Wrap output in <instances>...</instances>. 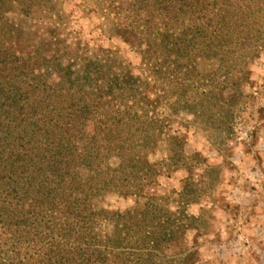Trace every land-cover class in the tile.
Masks as SVG:
<instances>
[{"label": "trees", "instance_id": "16d2710c", "mask_svg": "<svg viewBox=\"0 0 264 264\" xmlns=\"http://www.w3.org/2000/svg\"><path fill=\"white\" fill-rule=\"evenodd\" d=\"M57 1L0 0V264H194L184 244L191 218L147 196L163 174L150 156L167 128L153 105L166 101L196 121L220 113L209 93L187 96L206 78L197 66L216 60L215 74H241L264 41V0H116L127 14L114 34L138 49L153 82L97 60L79 64L71 50L64 64L60 49L48 57L44 46L22 47L11 16L51 20ZM178 134L164 161L191 172L179 165ZM106 194L147 201L140 216L108 220L95 208Z\"/></svg>", "mask_w": 264, "mask_h": 264}, {"label": "rangeland", "instance_id": "374dc122", "mask_svg": "<svg viewBox=\"0 0 264 264\" xmlns=\"http://www.w3.org/2000/svg\"><path fill=\"white\" fill-rule=\"evenodd\" d=\"M56 4L59 17L51 20L40 15L11 16L23 30L22 47L44 46L48 57L60 49L64 64L71 50L79 64L97 60L153 82L138 49L114 34L127 14L116 0H58ZM217 67L216 60H200L197 68L206 78H198L199 89L193 87L187 96L201 102L208 97L203 92L209 93V101L220 113L214 111L211 118L203 114L196 121L186 110L175 112L166 101L154 102L167 128L150 159L163 174L146 192L170 216L191 218L184 244L197 252L194 264H264V41L241 74H215ZM214 88L216 95L210 92ZM150 97L156 99L154 93ZM176 97L169 93L167 100L173 103ZM175 132L182 145L179 165H192L191 172L187 167L169 171L173 166L164 161L169 157L167 147L175 144L168 137ZM191 198L196 201L185 203ZM146 201L147 197L106 194L95 200V208L108 220L140 216L137 209ZM101 223L112 227L104 220Z\"/></svg>", "mask_w": 264, "mask_h": 264}]
</instances>
